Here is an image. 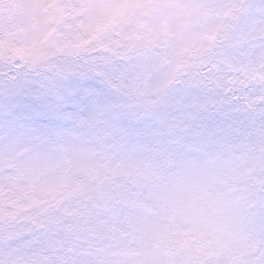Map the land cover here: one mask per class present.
<instances>
[{
    "label": "snow or ice",
    "instance_id": "6c2138e0",
    "mask_svg": "<svg viewBox=\"0 0 264 264\" xmlns=\"http://www.w3.org/2000/svg\"><path fill=\"white\" fill-rule=\"evenodd\" d=\"M0 264H264V0H0Z\"/></svg>",
    "mask_w": 264,
    "mask_h": 264
}]
</instances>
